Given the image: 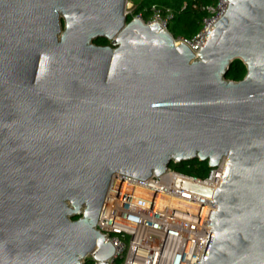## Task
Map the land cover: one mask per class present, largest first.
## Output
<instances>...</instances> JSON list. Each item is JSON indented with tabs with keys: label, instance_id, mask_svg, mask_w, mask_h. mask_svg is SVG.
<instances>
[{
	"label": "water",
	"instance_id": "water-1",
	"mask_svg": "<svg viewBox=\"0 0 264 264\" xmlns=\"http://www.w3.org/2000/svg\"><path fill=\"white\" fill-rule=\"evenodd\" d=\"M228 1L195 54L127 0H0V264H107L114 175L223 156L199 264H264V0Z\"/></svg>",
	"mask_w": 264,
	"mask_h": 264
},
{
	"label": "built area",
	"instance_id": "built-area-1",
	"mask_svg": "<svg viewBox=\"0 0 264 264\" xmlns=\"http://www.w3.org/2000/svg\"><path fill=\"white\" fill-rule=\"evenodd\" d=\"M192 0L193 8L205 10L201 26L191 36H173L197 54L208 40L217 22L228 8V0H213L201 5ZM187 1L181 9L187 7ZM128 4L125 14H133ZM170 7L152 4L147 17L137 12L144 23H158L169 30L174 18ZM227 157L209 167L204 176L185 174L168 167L161 175L139 179L131 175H114L97 222V228L110 241L114 254L107 264H199L211 230L210 214L216 206L212 196L220 186ZM107 232V233H106ZM93 264H100L87 255Z\"/></svg>",
	"mask_w": 264,
	"mask_h": 264
},
{
	"label": "trees",
	"instance_id": "trees-1",
	"mask_svg": "<svg viewBox=\"0 0 264 264\" xmlns=\"http://www.w3.org/2000/svg\"><path fill=\"white\" fill-rule=\"evenodd\" d=\"M184 1H187V7L181 9V5ZM201 5L212 4L213 0H199ZM152 4H156L160 7H170L175 15L172 22V27L169 29L174 35L191 36L197 32L201 26L202 17L206 14L205 10L192 7V0H140L135 3L133 14L127 15V20H130L137 12H142L145 17L150 13ZM96 43H103L105 39L98 38ZM246 73V68L243 62L239 59H235L230 64L226 78L231 80H240ZM170 167L185 174H193L197 176H204L208 171L206 162H200L198 160L171 163ZM74 219L77 216L73 217ZM84 264H93L90 258H86Z\"/></svg>",
	"mask_w": 264,
	"mask_h": 264
},
{
	"label": "rangeland",
	"instance_id": "rangeland-1",
	"mask_svg": "<svg viewBox=\"0 0 264 264\" xmlns=\"http://www.w3.org/2000/svg\"><path fill=\"white\" fill-rule=\"evenodd\" d=\"M139 1L140 0H127V4L133 8L135 6V3L139 2ZM172 22H173V20L169 24V29L172 27ZM86 258H88V256Z\"/></svg>",
	"mask_w": 264,
	"mask_h": 264
},
{
	"label": "flooded vegetation",
	"instance_id": "flooded-vegetation-1",
	"mask_svg": "<svg viewBox=\"0 0 264 264\" xmlns=\"http://www.w3.org/2000/svg\"><path fill=\"white\" fill-rule=\"evenodd\" d=\"M98 39V38H97ZM103 39H105V38H103ZM95 42V41H94ZM96 43V42H95ZM96 44H98V45H106V44H109V41L107 40V39H105V42H103V43H96Z\"/></svg>",
	"mask_w": 264,
	"mask_h": 264
},
{
	"label": "bare ground",
	"instance_id": "bare-ground-1",
	"mask_svg": "<svg viewBox=\"0 0 264 264\" xmlns=\"http://www.w3.org/2000/svg\"><path fill=\"white\" fill-rule=\"evenodd\" d=\"M141 21H142V20H141ZM142 22H143V21H142ZM143 23H144V22H143ZM145 24H148V23H145ZM152 24H154V23H152ZM148 25H151V24H148ZM163 29H164V28H163ZM173 42H174V40H173ZM179 44H181V43H175V42H174V45H175V46H178ZM186 46H187V45H186ZM189 49H190V48H189Z\"/></svg>",
	"mask_w": 264,
	"mask_h": 264
}]
</instances>
